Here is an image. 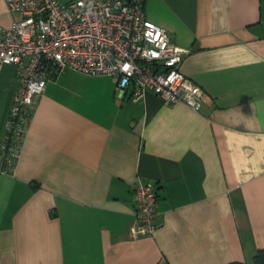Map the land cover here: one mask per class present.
<instances>
[{
    "label": "crops",
    "instance_id": "0c3cea01",
    "mask_svg": "<svg viewBox=\"0 0 264 264\" xmlns=\"http://www.w3.org/2000/svg\"><path fill=\"white\" fill-rule=\"evenodd\" d=\"M187 49L198 112L65 69L35 98L13 169L0 171V264H254L264 249V0H144ZM0 0V28L17 20ZM18 88L0 69V145ZM0 169L1 160H0ZM157 227L132 238L134 185Z\"/></svg>",
    "mask_w": 264,
    "mask_h": 264
},
{
    "label": "built area",
    "instance_id": "2783aa9c",
    "mask_svg": "<svg viewBox=\"0 0 264 264\" xmlns=\"http://www.w3.org/2000/svg\"><path fill=\"white\" fill-rule=\"evenodd\" d=\"M143 1L4 0L19 18L0 28V69L14 66L18 88L0 145V171L13 169L35 98L65 69L115 78L119 98L130 90L137 102L151 92L167 105L199 111L205 92L181 70L187 49L146 18ZM133 191L135 220L128 234L150 237L157 227L155 186L138 181Z\"/></svg>",
    "mask_w": 264,
    "mask_h": 264
},
{
    "label": "trees",
    "instance_id": "16d2710c",
    "mask_svg": "<svg viewBox=\"0 0 264 264\" xmlns=\"http://www.w3.org/2000/svg\"><path fill=\"white\" fill-rule=\"evenodd\" d=\"M254 264H264V249H258L253 260ZM229 264H246L243 261H232Z\"/></svg>",
    "mask_w": 264,
    "mask_h": 264
},
{
    "label": "rangeland",
    "instance_id": "374dc122",
    "mask_svg": "<svg viewBox=\"0 0 264 264\" xmlns=\"http://www.w3.org/2000/svg\"><path fill=\"white\" fill-rule=\"evenodd\" d=\"M66 1H67V0H60V2H62V3H63V2H66Z\"/></svg>",
    "mask_w": 264,
    "mask_h": 264
}]
</instances>
